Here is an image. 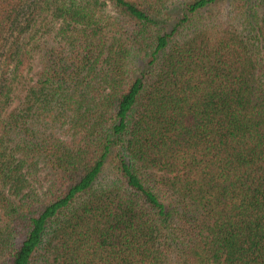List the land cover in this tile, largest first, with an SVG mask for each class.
Segmentation results:
<instances>
[{
	"label": "trees",
	"instance_id": "obj_1",
	"mask_svg": "<svg viewBox=\"0 0 264 264\" xmlns=\"http://www.w3.org/2000/svg\"><path fill=\"white\" fill-rule=\"evenodd\" d=\"M0 264H264V0H0Z\"/></svg>",
	"mask_w": 264,
	"mask_h": 264
}]
</instances>
